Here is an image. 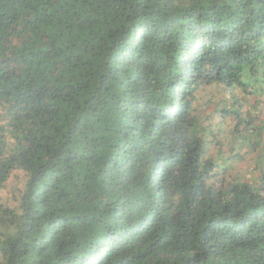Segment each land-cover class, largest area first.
<instances>
[{
    "label": "trees",
    "instance_id": "16d2710c",
    "mask_svg": "<svg viewBox=\"0 0 264 264\" xmlns=\"http://www.w3.org/2000/svg\"><path fill=\"white\" fill-rule=\"evenodd\" d=\"M0 264H264V0H0Z\"/></svg>",
    "mask_w": 264,
    "mask_h": 264
},
{
    "label": "rangeland",
    "instance_id": "374dc122",
    "mask_svg": "<svg viewBox=\"0 0 264 264\" xmlns=\"http://www.w3.org/2000/svg\"><path fill=\"white\" fill-rule=\"evenodd\" d=\"M250 159H251V158H250ZM249 165H251V164H249ZM248 168H249V170H250V169H253L251 166H248ZM254 171H255V170H254Z\"/></svg>",
    "mask_w": 264,
    "mask_h": 264
}]
</instances>
